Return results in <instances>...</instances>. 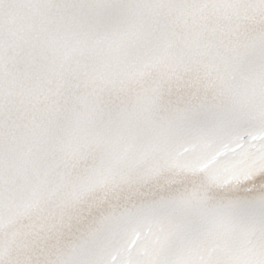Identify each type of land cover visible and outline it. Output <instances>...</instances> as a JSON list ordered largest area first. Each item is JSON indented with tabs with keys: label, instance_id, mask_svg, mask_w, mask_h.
Listing matches in <instances>:
<instances>
[{
	"label": "snow or ice",
	"instance_id": "obj_1",
	"mask_svg": "<svg viewBox=\"0 0 264 264\" xmlns=\"http://www.w3.org/2000/svg\"><path fill=\"white\" fill-rule=\"evenodd\" d=\"M0 264H264V0H0Z\"/></svg>",
	"mask_w": 264,
	"mask_h": 264
}]
</instances>
